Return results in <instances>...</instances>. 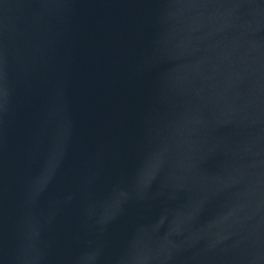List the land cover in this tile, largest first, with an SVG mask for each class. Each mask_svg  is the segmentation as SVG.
<instances>
[{"label":"water","instance_id":"95a60500","mask_svg":"<svg viewBox=\"0 0 264 264\" xmlns=\"http://www.w3.org/2000/svg\"><path fill=\"white\" fill-rule=\"evenodd\" d=\"M0 264H264V0H0Z\"/></svg>","mask_w":264,"mask_h":264}]
</instances>
